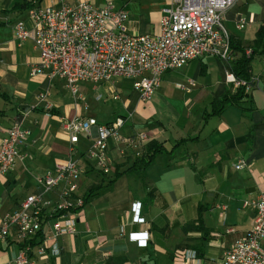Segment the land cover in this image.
<instances>
[{"label":"crops","instance_id":"1","mask_svg":"<svg viewBox=\"0 0 264 264\" xmlns=\"http://www.w3.org/2000/svg\"><path fill=\"white\" fill-rule=\"evenodd\" d=\"M24 1L0 0V141L14 122L29 131L16 147L19 157L14 167L0 177V221L36 191L37 177L58 161L79 158L89 146L94 130L70 144L62 120L93 117L104 124L123 116L122 136L144 132L147 144L155 141L164 151L143 175L125 170L146 146L120 154L122 146L110 139L113 169L108 175L80 159L78 193L102 187L82 207L74 234L57 237L60 255H38L35 242L33 264H194L181 254L185 250H195L203 264L217 263L251 227L255 211L245 201L264 191V54L249 63L251 85L246 96L219 114H211L213 103L225 92L234 94L237 86L224 81L228 65L211 55L165 72L149 101L143 102L125 78L80 83L73 96L62 79L29 74L38 62V51L30 38L19 41L14 35L19 21L28 30L34 27L28 10L19 9ZM78 1L42 0L40 5L59 8ZM168 3L117 0L128 13L124 28L133 34L158 33L161 9ZM241 20L244 26L238 28ZM262 23L264 0H236L223 15L229 37L245 51ZM238 55L233 51L234 58ZM181 140L185 141L174 145ZM240 160L246 165L236 169ZM116 172L122 174L107 184ZM134 204H139L143 224L134 222ZM144 231L147 244L140 246L130 235ZM19 248L14 236L0 242V264L13 260Z\"/></svg>","mask_w":264,"mask_h":264},{"label":"built area","instance_id":"2","mask_svg":"<svg viewBox=\"0 0 264 264\" xmlns=\"http://www.w3.org/2000/svg\"><path fill=\"white\" fill-rule=\"evenodd\" d=\"M235 2L169 0L161 9L159 31L153 35L127 32L124 25L128 13L117 6V0H79L74 5L63 4L59 8L39 4L28 10L34 20L33 29H26L19 21L14 25V35L19 41L30 38L38 51V62L31 66L29 74L60 78L73 96L78 94L80 83H111L116 78H125L132 81L133 89L143 102L149 101L165 72L207 55L223 60L228 65L224 81L244 86L246 92L251 82L247 84L237 79L230 70L229 63L234 56L223 24L224 13ZM243 26L244 21H239L237 27ZM245 52L249 54V50ZM39 97L43 99L44 94L40 93ZM125 121L123 116L104 124L93 117L62 120L70 144L77 143L82 133L90 135L94 130L95 135L79 158L56 162L53 169L36 178V191L27 195L15 210L3 215L0 242L14 236L20 243L17 255L7 264H33L31 254L35 242L38 255H60L56 239L63 234H74L83 207L82 195L78 193L83 169L78 161L92 162L97 171L108 175L113 169L108 147L110 139L122 146L120 154L127 148H143L148 142L144 132L122 136L120 129ZM28 134L18 122L6 131L0 141V177L14 167L19 157L16 147ZM245 165L246 162L240 160L235 168ZM244 205H251L255 211L251 227L215 264H264V191ZM138 208L139 204L133 205L134 222L143 224L145 221L139 216ZM130 237L140 246L147 244V231L132 233ZM181 254L194 264H203L195 250Z\"/></svg>","mask_w":264,"mask_h":264},{"label":"trees","instance_id":"3","mask_svg":"<svg viewBox=\"0 0 264 264\" xmlns=\"http://www.w3.org/2000/svg\"><path fill=\"white\" fill-rule=\"evenodd\" d=\"M41 1L42 0H25L21 5H19V9L29 10L33 7H37ZM229 46L232 53L233 51H237L239 54L238 57L234 58L229 63L232 74L237 79L243 80L247 84H249L251 82V78L249 75V63L255 55L264 54V23H262L258 27L255 33V38L249 50V54H246L245 50L241 46L236 44L232 38H229ZM245 96L246 92L244 86H238L236 92L232 95L228 92H225L213 103L214 109L211 114L213 115L221 113L223 108L227 105H239V102ZM183 141L185 140L176 141L174 145L177 146ZM163 151L164 148L162 145L156 143L155 141H150L146 145L145 153L141 157L136 158L132 165L125 171H134L143 175L145 168L154 160V157ZM120 174L122 173L116 172L114 174V177L110 181H108L107 184L112 183V181L120 176ZM101 187L102 185L98 184L88 188V190L82 195L83 206L88 201L90 196H92Z\"/></svg>","mask_w":264,"mask_h":264}]
</instances>
